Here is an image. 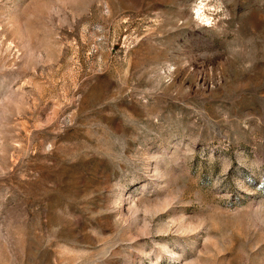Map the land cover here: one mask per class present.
Returning <instances> with one entry per match:
<instances>
[{"label": "rangeland", "instance_id": "374dc122", "mask_svg": "<svg viewBox=\"0 0 264 264\" xmlns=\"http://www.w3.org/2000/svg\"><path fill=\"white\" fill-rule=\"evenodd\" d=\"M0 264H264V0H0Z\"/></svg>", "mask_w": 264, "mask_h": 264}]
</instances>
